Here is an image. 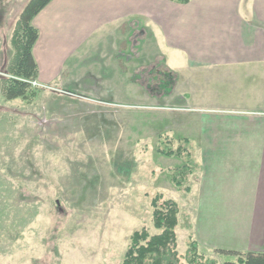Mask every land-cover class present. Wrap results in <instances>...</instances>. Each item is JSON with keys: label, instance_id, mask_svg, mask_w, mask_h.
I'll list each match as a JSON object with an SVG mask.
<instances>
[{"label": "rangeland", "instance_id": "374dc122", "mask_svg": "<svg viewBox=\"0 0 264 264\" xmlns=\"http://www.w3.org/2000/svg\"><path fill=\"white\" fill-rule=\"evenodd\" d=\"M29 1L0 0V264H123L134 232L161 233L158 194L179 206L182 264L236 261L194 236L191 189L202 168L185 141L193 117L177 105L169 68L137 64L124 84L121 69L91 63L86 74L65 76L69 83L6 99L13 36Z\"/></svg>", "mask_w": 264, "mask_h": 264}, {"label": "crops", "instance_id": "0c3cea01", "mask_svg": "<svg viewBox=\"0 0 264 264\" xmlns=\"http://www.w3.org/2000/svg\"><path fill=\"white\" fill-rule=\"evenodd\" d=\"M32 23L44 84L91 63L121 69L124 84L137 64L169 68L202 168L196 240L264 252V0H52Z\"/></svg>", "mask_w": 264, "mask_h": 264}, {"label": "trees", "instance_id": "16d2710c", "mask_svg": "<svg viewBox=\"0 0 264 264\" xmlns=\"http://www.w3.org/2000/svg\"><path fill=\"white\" fill-rule=\"evenodd\" d=\"M52 0H30L24 7L13 36L15 46V60L11 66L10 76H6L4 82V94L7 100L28 98L33 87L29 81H36L38 77V64L33 54V48L39 38V31L33 25L34 17L39 14ZM188 2L190 0H174ZM190 143L189 139H185ZM173 155L171 151L164 152ZM187 167L184 165L182 170ZM183 175L185 172L182 173ZM177 185L182 183L174 177ZM189 190V189H188ZM158 194L152 201L153 224L161 230V233L150 235L143 228L134 232L131 237V246L126 252L123 264H182L177 251L176 228L179 223V206L173 200L162 199ZM194 251L197 252L198 244L194 241ZM216 253L234 256L236 261H228L225 264H264V252L240 251L231 249H215ZM197 264V261H191ZM215 264V263H213Z\"/></svg>", "mask_w": 264, "mask_h": 264}, {"label": "built area", "instance_id": "2783aa9c", "mask_svg": "<svg viewBox=\"0 0 264 264\" xmlns=\"http://www.w3.org/2000/svg\"><path fill=\"white\" fill-rule=\"evenodd\" d=\"M33 87H41V88H48L47 85H44L43 83H39L37 80L36 81H29Z\"/></svg>", "mask_w": 264, "mask_h": 264}]
</instances>
